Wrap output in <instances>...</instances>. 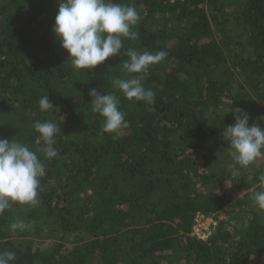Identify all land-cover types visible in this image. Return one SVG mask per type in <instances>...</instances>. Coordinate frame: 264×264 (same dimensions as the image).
Instances as JSON below:
<instances>
[{
    "label": "trees",
    "instance_id": "obj_1",
    "mask_svg": "<svg viewBox=\"0 0 264 264\" xmlns=\"http://www.w3.org/2000/svg\"><path fill=\"white\" fill-rule=\"evenodd\" d=\"M112 2L140 14L122 53L167 52L145 73L117 55L82 74L53 32L59 0H0V137L37 151L35 122L61 129L57 157L37 151L38 203L0 214V252L16 254L11 264H264V210L251 198L264 156L239 165L223 135L235 108L264 127V0ZM130 75L154 102L113 87ZM93 88L118 96L127 128L102 133ZM45 95L55 112L40 111ZM199 215L217 223L207 240L193 236ZM17 219L29 227L11 231ZM46 230L67 236L44 248Z\"/></svg>",
    "mask_w": 264,
    "mask_h": 264
},
{
    "label": "clouds",
    "instance_id": "obj_2",
    "mask_svg": "<svg viewBox=\"0 0 264 264\" xmlns=\"http://www.w3.org/2000/svg\"><path fill=\"white\" fill-rule=\"evenodd\" d=\"M140 20L136 7L112 0H59L53 32L60 45L69 53L68 60L77 70L94 69L110 57L124 55L123 70L129 74L145 73L150 66L160 63L167 57L161 50L155 53L137 51L129 48L122 53L123 39H138L133 30ZM113 87L121 91L129 101L154 102L155 93L146 89L139 76L130 75L127 79H114ZM92 110L104 118L102 133L118 132L128 127L125 113L119 109L120 99L115 94H104L90 89ZM41 112L52 110L55 106L49 95L39 99ZM235 123L225 128L223 133L234 152L235 161L241 166H249L257 158L264 156V127L253 122L251 116L242 108L232 109ZM257 119H264L259 117ZM40 134L45 159L58 156L54 148L55 136L61 129L52 121H37L33 125ZM26 144L13 138L11 141L0 137V214L9 210L13 204L34 206L38 203L40 178L45 175V164ZM264 184V173L259 177ZM259 209L264 210V190L252 194ZM29 227L24 220L17 219L10 224V230H25ZM16 259L12 251L0 252V264H11Z\"/></svg>",
    "mask_w": 264,
    "mask_h": 264
},
{
    "label": "built area",
    "instance_id": "obj_3",
    "mask_svg": "<svg viewBox=\"0 0 264 264\" xmlns=\"http://www.w3.org/2000/svg\"><path fill=\"white\" fill-rule=\"evenodd\" d=\"M163 1H168V0H163ZM170 1L175 2V1H183V0H170ZM216 226L217 223L214 221L213 218L210 217L207 218L203 215H199L195 219L193 236H196L201 240H207L211 236Z\"/></svg>",
    "mask_w": 264,
    "mask_h": 264
},
{
    "label": "rangeland",
    "instance_id": "obj_4",
    "mask_svg": "<svg viewBox=\"0 0 264 264\" xmlns=\"http://www.w3.org/2000/svg\"><path fill=\"white\" fill-rule=\"evenodd\" d=\"M246 221V220H245ZM248 221H246L245 224H247ZM61 232H55V231H49V230H46L43 232V238L40 239L39 241L42 242L44 244V248H47L48 247V244L50 243H53L55 241H61V237L65 234H63ZM67 236V235H65ZM69 236V235H68ZM76 236H72L71 238H75ZM62 242V241H61ZM78 243V242H76ZM264 261V260H263Z\"/></svg>",
    "mask_w": 264,
    "mask_h": 264
}]
</instances>
